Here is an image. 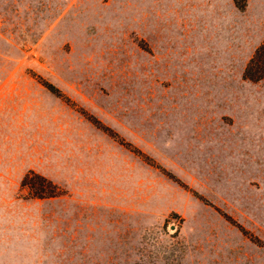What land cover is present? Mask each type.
I'll use <instances>...</instances> for the list:
<instances>
[{
	"label": "rangeland",
	"instance_id": "374dc122",
	"mask_svg": "<svg viewBox=\"0 0 264 264\" xmlns=\"http://www.w3.org/2000/svg\"><path fill=\"white\" fill-rule=\"evenodd\" d=\"M262 43L264 0H0V264H264Z\"/></svg>",
	"mask_w": 264,
	"mask_h": 264
},
{
	"label": "crops",
	"instance_id": "0c3cea01",
	"mask_svg": "<svg viewBox=\"0 0 264 264\" xmlns=\"http://www.w3.org/2000/svg\"><path fill=\"white\" fill-rule=\"evenodd\" d=\"M10 107L6 103L5 99H0V128H24L15 126L14 124H7L6 118L3 116L4 110H8ZM19 152L13 147L10 148L3 143H0V213L3 209V198L13 196L16 194L19 188V180L21 174L24 172V163L18 160ZM0 216V244L7 246V238L9 236L7 224L1 222ZM6 248H0V261L8 260L10 257L7 255Z\"/></svg>",
	"mask_w": 264,
	"mask_h": 264
},
{
	"label": "trees",
	"instance_id": "16d2710c",
	"mask_svg": "<svg viewBox=\"0 0 264 264\" xmlns=\"http://www.w3.org/2000/svg\"><path fill=\"white\" fill-rule=\"evenodd\" d=\"M241 77L243 80H246L252 83L264 80V43L260 44L254 49L252 55L249 57V59L247 60L243 68ZM44 87H46V89L50 93L55 94L57 96L56 89H54L52 86L49 85V86H44ZM34 177L36 179H39L41 183H44V182L47 183L48 188L47 189H43L40 187L35 188L34 186L29 185L28 189L30 190L32 189V191L37 190V192L36 191L34 192L33 197L44 198V197H52L55 195V192H54L55 190L50 185V183L44 181L40 177L34 176V174L32 173H29L28 176L26 175V177H24V179L22 180V185H27V179H32Z\"/></svg>",
	"mask_w": 264,
	"mask_h": 264
}]
</instances>
